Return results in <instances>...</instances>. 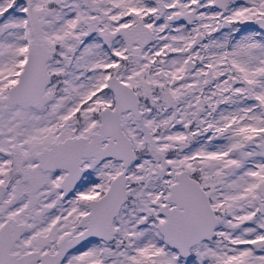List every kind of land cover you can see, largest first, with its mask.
<instances>
[{
  "label": "snow or ice",
  "instance_id": "obj_1",
  "mask_svg": "<svg viewBox=\"0 0 264 264\" xmlns=\"http://www.w3.org/2000/svg\"><path fill=\"white\" fill-rule=\"evenodd\" d=\"M0 264H264V0H0Z\"/></svg>",
  "mask_w": 264,
  "mask_h": 264
}]
</instances>
